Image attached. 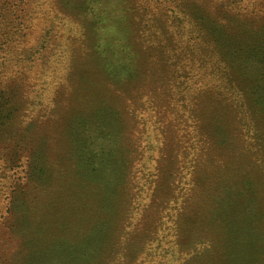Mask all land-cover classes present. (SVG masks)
Returning <instances> with one entry per match:
<instances>
[{
    "label": "rangeland",
    "instance_id": "1",
    "mask_svg": "<svg viewBox=\"0 0 264 264\" xmlns=\"http://www.w3.org/2000/svg\"><path fill=\"white\" fill-rule=\"evenodd\" d=\"M0 264H264V0H0Z\"/></svg>",
    "mask_w": 264,
    "mask_h": 264
}]
</instances>
